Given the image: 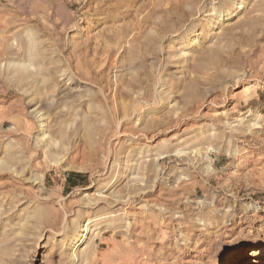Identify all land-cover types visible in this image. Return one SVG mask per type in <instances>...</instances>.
Wrapping results in <instances>:
<instances>
[{
    "label": "rangeland",
    "instance_id": "rangeland-1",
    "mask_svg": "<svg viewBox=\"0 0 264 264\" xmlns=\"http://www.w3.org/2000/svg\"><path fill=\"white\" fill-rule=\"evenodd\" d=\"M0 264H264V0H0Z\"/></svg>",
    "mask_w": 264,
    "mask_h": 264
},
{
    "label": "bare ground",
    "instance_id": "bare-ground-1",
    "mask_svg": "<svg viewBox=\"0 0 264 264\" xmlns=\"http://www.w3.org/2000/svg\"><path fill=\"white\" fill-rule=\"evenodd\" d=\"M82 237V236H81ZM81 239V238H80Z\"/></svg>",
    "mask_w": 264,
    "mask_h": 264
}]
</instances>
